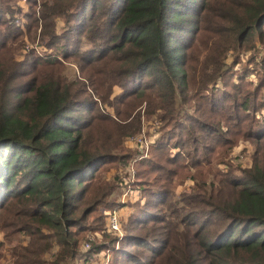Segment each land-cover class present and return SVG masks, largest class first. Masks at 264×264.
Wrapping results in <instances>:
<instances>
[{"label": "trees", "instance_id": "16d2710c", "mask_svg": "<svg viewBox=\"0 0 264 264\" xmlns=\"http://www.w3.org/2000/svg\"><path fill=\"white\" fill-rule=\"evenodd\" d=\"M20 1L0 0V264H90L104 252L110 264H264V76L235 70L249 41L264 43V0ZM26 39L42 52L24 53ZM16 50L24 59L6 63ZM195 91L191 113L182 104ZM144 100L149 117L172 107L154 148L167 162H138L157 176L137 183L119 240L103 211L125 208L123 176L108 172L135 159L125 142ZM232 128L257 142L252 167L175 200L165 165L180 175L170 166L210 161Z\"/></svg>", "mask_w": 264, "mask_h": 264}, {"label": "rangeland", "instance_id": "374dc122", "mask_svg": "<svg viewBox=\"0 0 264 264\" xmlns=\"http://www.w3.org/2000/svg\"><path fill=\"white\" fill-rule=\"evenodd\" d=\"M20 5H22L24 8H28L29 6L27 0L20 1ZM19 18H21V16ZM17 22L19 23L22 29L25 27L22 21L19 22V19ZM63 25L64 23L62 21H59V28L63 27ZM205 35H206V31L203 33L201 37L200 49L202 47H206ZM25 42H26V47L23 50L24 53L32 51L33 49H36L38 52H42V49L39 46L38 42L31 43L29 39H26ZM248 43H249L248 44L249 49L241 54L240 57L241 64L238 65L235 68V70H240L239 72H241V75H244L245 73L248 74L249 70L250 72H254V74H251L250 76L248 75L247 78L248 80H252L254 84H258L260 80V78L258 77V73L260 76L262 77L264 76V68H262L260 65V63L262 64L264 59V43L261 42L258 38H255L253 41H249ZM18 53L21 54L19 59L20 60L24 59L25 54L21 53L19 50H16L13 52V54L12 52H10L9 59H7L5 62L11 64V61L13 60L14 57L17 56ZM197 53L198 52H195L196 61H200V62L203 61L204 52L202 53V55L199 56ZM251 58H254L255 60L259 61L258 66L255 63L251 62L250 60ZM228 61L230 63L233 62L230 53L228 54ZM73 62L74 61L65 63V66L68 67V70H66L65 72V76H67L71 80H75L76 77L79 76V71L77 68L78 65H76ZM30 79L31 76L27 75V80ZM119 92L120 90H116L115 95L119 94ZM196 95L197 94L195 91L194 94H190L189 96H186V98L183 100L182 106L185 105V107H187V110L191 113H196L195 110L201 107L200 99L198 97L199 94L197 96ZM262 95H264V90ZM147 99H149V97H147L145 100ZM137 105H141V102H137ZM146 107H147V101L143 102L142 105L138 107V110L141 112V116H143L140 133L134 136H129L130 138H127L125 142L126 151L129 153H133L135 159L132 162L128 163L127 165L118 168L119 170H116L115 168H111L110 171L108 172L109 173L108 176L110 178H112L115 174H120L123 176L122 183L124 187L123 188L124 197L122 196L121 202L124 205L126 204L125 208L115 212L106 211V210L103 211V214L106 217L105 222L107 224V230H106L107 234H112L117 237H120L121 235L117 233H112L109 230L110 216L112 214L118 215L119 221L121 222L122 235L124 237L125 225L129 221V217L134 213L135 205L141 199L140 196L142 195L140 187L137 186V183L141 182L142 176L147 177V179H150L151 181H153L157 176L151 173L144 172V170L149 166H145L143 164L141 165L138 162L142 161V159L155 160L157 163L167 162L166 161L167 156L158 154V152L155 151L154 148L156 147V144L159 141L160 137L170 130V128L168 127V124L170 123L169 122L166 123L163 120V118H165V116L168 118L169 114L171 113L172 107H167L165 109L164 107L160 106V108L155 111L156 115L153 114L151 117L147 116ZM178 109L181 108L177 107V110ZM108 111L110 112L111 116L114 118L115 111L110 108H108ZM125 111L126 109L122 111L123 115ZM259 111H258L259 112L258 118L260 120H263L264 107H262ZM231 130L232 133L230 134V137H232V141L225 146H221L222 143H217V145L221 146V149L216 147L215 152L212 153L211 157H209L210 161H208L207 158L206 160L203 161V164L200 166H192V165H189L188 167L170 166L174 172L178 171L180 175L179 174L175 175V173L171 175L168 169L169 168L168 163L165 165L167 169L160 174H163L162 178L164 181H169L170 179L172 180L170 186L169 183L166 184H168V187L172 186L174 188L175 197H176L175 200H177L178 197L184 193L186 194L190 193L192 189L195 188L196 185L198 186L209 185L213 181L217 183L221 179V177L228 175L231 171L236 172L237 176H241V171L250 169L252 167L255 156L257 155V153L259 154V148L257 142L253 141L252 138H247V139L243 138L246 135L245 128H243L241 132L238 133L236 136L233 135L234 128H232ZM179 152H180L179 149L177 150H174V148L170 149V154L173 157H175ZM139 172L142 174L139 175ZM111 258H112L111 252H104L96 256V259L92 261V263L90 264H110Z\"/></svg>", "mask_w": 264, "mask_h": 264}, {"label": "built area", "instance_id": "2783aa9c", "mask_svg": "<svg viewBox=\"0 0 264 264\" xmlns=\"http://www.w3.org/2000/svg\"><path fill=\"white\" fill-rule=\"evenodd\" d=\"M109 222H110L109 230L112 233L120 234L121 236L118 237V238H119V240H121L123 238V235H122V231H121V222L119 221L118 215L117 214H114V215L112 214L110 216V221ZM87 246L90 247L89 244Z\"/></svg>", "mask_w": 264, "mask_h": 264}]
</instances>
